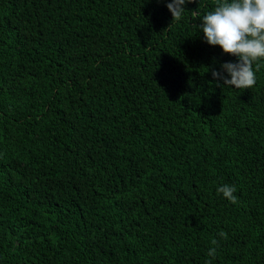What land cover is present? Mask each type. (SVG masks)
Wrapping results in <instances>:
<instances>
[{
    "label": "trees",
    "instance_id": "1",
    "mask_svg": "<svg viewBox=\"0 0 264 264\" xmlns=\"http://www.w3.org/2000/svg\"><path fill=\"white\" fill-rule=\"evenodd\" d=\"M0 264H264V0H0Z\"/></svg>",
    "mask_w": 264,
    "mask_h": 264
}]
</instances>
